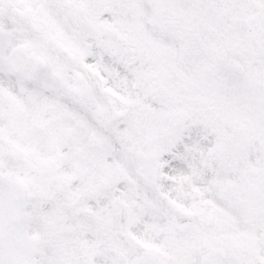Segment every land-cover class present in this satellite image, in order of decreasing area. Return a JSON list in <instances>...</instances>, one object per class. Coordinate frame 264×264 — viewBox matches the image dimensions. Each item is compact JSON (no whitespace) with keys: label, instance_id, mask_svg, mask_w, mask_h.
Listing matches in <instances>:
<instances>
[{"label":"snow or ice","instance_id":"6c2138e0","mask_svg":"<svg viewBox=\"0 0 264 264\" xmlns=\"http://www.w3.org/2000/svg\"><path fill=\"white\" fill-rule=\"evenodd\" d=\"M0 264H264V0H0Z\"/></svg>","mask_w":264,"mask_h":264}]
</instances>
